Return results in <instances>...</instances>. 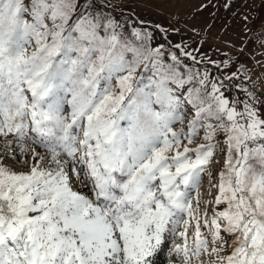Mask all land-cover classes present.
I'll use <instances>...</instances> for the list:
<instances>
[{
    "label": "snow or ice",
    "instance_id": "6c2138e0",
    "mask_svg": "<svg viewBox=\"0 0 264 264\" xmlns=\"http://www.w3.org/2000/svg\"><path fill=\"white\" fill-rule=\"evenodd\" d=\"M152 40L96 0H0V264H155L169 238L178 264H264V101Z\"/></svg>",
    "mask_w": 264,
    "mask_h": 264
},
{
    "label": "rangeland",
    "instance_id": "374dc122",
    "mask_svg": "<svg viewBox=\"0 0 264 264\" xmlns=\"http://www.w3.org/2000/svg\"><path fill=\"white\" fill-rule=\"evenodd\" d=\"M105 15L111 13L131 33L132 28L151 33L152 46L164 45L166 50L179 52L177 45L192 53L196 61L187 60L202 72L207 70L213 78L223 80L230 86V98L248 100L241 87L264 101V0H98ZM112 9L114 12L106 11ZM227 64V67H225ZM217 65L219 67H217ZM232 77L231 80L227 79ZM249 102H251L249 100ZM221 141L223 137H220ZM0 138V146H2ZM203 143L200 139L197 143ZM35 146V145H34ZM196 145H192L195 147ZM38 151H43L37 148ZM21 163L9 159L8 163L17 170L23 168V157L16 153ZM217 163L210 165L211 178L204 174L200 189V207L207 206L209 215L215 205L212 201L217 193L213 187L218 182L219 172L223 170L225 152L217 149ZM77 190H85L77 186ZM224 206L221 205L222 209ZM207 235V230H204ZM223 255L232 251V237ZM191 236V230H190ZM210 238V237H209ZM177 242L179 240L177 239ZM172 239L163 248L166 264H178L177 257H170ZM209 261L215 257H202Z\"/></svg>",
    "mask_w": 264,
    "mask_h": 264
},
{
    "label": "trees",
    "instance_id": "16d2710c",
    "mask_svg": "<svg viewBox=\"0 0 264 264\" xmlns=\"http://www.w3.org/2000/svg\"><path fill=\"white\" fill-rule=\"evenodd\" d=\"M100 5H101V3H99V1L96 0V7L99 8ZM106 11L114 12L112 9H106ZM107 14H108V16H112L111 13L107 12ZM129 35H130V33H129ZM200 143H202V142H200ZM164 252L165 251L162 250V253L158 254L157 258L155 259V264H166L167 258H166V255Z\"/></svg>",
    "mask_w": 264,
    "mask_h": 264
}]
</instances>
